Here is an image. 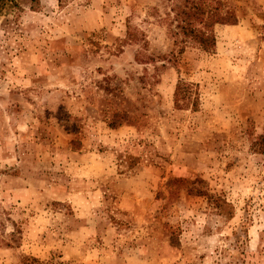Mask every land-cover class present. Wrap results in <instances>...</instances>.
<instances>
[{"label":"rangeland","instance_id":"1","mask_svg":"<svg viewBox=\"0 0 264 264\" xmlns=\"http://www.w3.org/2000/svg\"><path fill=\"white\" fill-rule=\"evenodd\" d=\"M222 1L213 52L166 0L2 1L0 264H264V0Z\"/></svg>","mask_w":264,"mask_h":264},{"label":"trees","instance_id":"2","mask_svg":"<svg viewBox=\"0 0 264 264\" xmlns=\"http://www.w3.org/2000/svg\"><path fill=\"white\" fill-rule=\"evenodd\" d=\"M2 1L0 0V4ZM166 2L170 3L169 7L165 6ZM166 2L163 5L166 10L164 15L173 29L174 37H177L175 43L178 42L181 51L192 46L206 52H213L217 43L215 27L220 24H236L238 22V19L225 12L222 0H166ZM154 10L158 11V9ZM179 37H181L180 40ZM126 39L133 41L136 38L128 32ZM190 86L191 84L186 81H180L177 91L184 93L180 100L186 97L185 92ZM195 103L194 101L193 105ZM262 139L264 138L262 137ZM28 264L52 263L32 258L28 260Z\"/></svg>","mask_w":264,"mask_h":264}]
</instances>
